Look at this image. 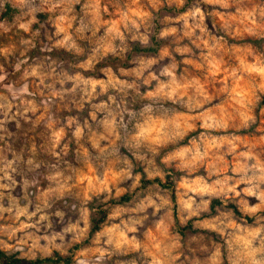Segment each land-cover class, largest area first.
Wrapping results in <instances>:
<instances>
[{
    "label": "rangeland",
    "instance_id": "374dc122",
    "mask_svg": "<svg viewBox=\"0 0 264 264\" xmlns=\"http://www.w3.org/2000/svg\"><path fill=\"white\" fill-rule=\"evenodd\" d=\"M130 8L147 14L135 26L118 25L119 34L110 32L118 13ZM253 9L255 23H250L243 13ZM262 13L264 0H0V250L22 259L0 264H56L50 257H61V264H151L142 246L120 243L118 236L122 220L147 215L144 223L151 224L169 212L165 205L153 216V207L144 208L149 198L157 204L170 202L168 222L181 245L183 264H203L216 249L226 258L232 254L227 243L231 236L222 235L232 232L224 228L229 220L241 224L245 233L264 230V211H247L262 203L259 193L264 191L259 180L247 182L260 176L253 165L264 164ZM62 15L72 24L70 48L58 43L63 39L58 30ZM217 43L223 47L213 51ZM108 45L112 50L100 66L120 83L108 85L90 102L84 89L91 86L68 92L69 78L83 72L79 63ZM137 46L156 51H136ZM216 60L223 61L218 68ZM32 72L37 75H28ZM83 75L108 79L98 68ZM238 80L245 83L247 95L246 106L236 111L231 105ZM25 84L32 95L14 99L12 93H21ZM57 92L63 93L59 99L41 103ZM102 101L113 111L125 110L129 128L149 117V123L158 121L162 143L150 141L139 149L122 146L118 167L127 168L130 178L121 176L109 199L94 195L85 202L75 187L83 157L73 132L86 121L85 139L103 131L99 121L112 116ZM69 120L71 127L66 126ZM53 129L64 132L59 147ZM206 150L207 156L195 158ZM135 152L147 153V159L132 158ZM126 157L130 165L123 162ZM244 164L249 170L237 171ZM157 172L164 174V181L149 178ZM237 182L239 195L226 191ZM211 185L216 192L189 188ZM42 189L58 191L47 198L40 195ZM182 200L191 203L186 206ZM95 218L101 222L94 232ZM137 228L128 238L143 245L145 228ZM260 246L255 239L253 247ZM232 258L246 264L234 254Z\"/></svg>",
    "mask_w": 264,
    "mask_h": 264
},
{
    "label": "clouds",
    "instance_id": "9594fccd",
    "mask_svg": "<svg viewBox=\"0 0 264 264\" xmlns=\"http://www.w3.org/2000/svg\"><path fill=\"white\" fill-rule=\"evenodd\" d=\"M58 5H54L53 7H57ZM227 8L228 5L225 3L222 5ZM199 12V10H197ZM255 13L256 10L248 11L243 13L245 19L250 23H255ZM147 13L141 12L138 8H130L126 12L118 13L119 19L113 21L110 32H116L119 34L120 29L118 25H122L125 28L131 24L133 26L136 25L137 19L146 15ZM264 14V13H262ZM217 16L220 17L221 20H225V15L217 12ZM228 19H235V17H228ZM60 25L58 30L63 34V39L58 41L65 45L66 47H72L73 35L69 31L72 27L71 21L66 19V16L62 15L59 17ZM79 31V30H77ZM223 45L217 43L214 46L213 51H219ZM111 45L101 46L96 48L93 53L88 56L86 59H83L78 67L83 70V72L76 73L73 77L69 78V83L71 87L67 90L68 92H75L80 85L91 86L90 89H84L89 102L91 99L96 98L99 99V95L104 93L108 85L115 86L119 84L120 81L114 77L111 73L110 69H106L103 66H100L101 60L111 51ZM257 63L260 61L257 60ZM223 63L222 60H216L214 67H219ZM241 63H245V61H241ZM98 68L101 76H107L108 79H98L92 76L85 77L83 73L94 72ZM28 75H37L35 72L28 73ZM235 75V74H233ZM3 79V77H0ZM43 84V80L40 81ZM163 85L157 91L160 92L163 90ZM100 89V93L96 92V89ZM245 83L242 80H238L237 88H234L233 91L235 95L233 96L234 103L231 105L234 110L239 111V108H244L245 105V97L247 93L245 92ZM11 91V89H9ZM14 99H20L21 96L28 95L31 96L32 92L29 91V85L25 84L21 93H12ZM63 93L57 92L54 93L53 96L49 97L46 100H43L41 103L44 105L50 104L54 99H59ZM156 93L149 92L148 96H154ZM102 106L108 110L110 116H112L111 120H101L100 124L103 125V131L96 133L92 132L91 136H88L85 139L86 133L84 131L85 127H88V122L86 121L85 126L81 127L77 125L75 131L73 132V136L78 138L80 143V149L82 151V161L81 168L79 173L77 174L75 187L82 194L85 202H89L92 199V196L96 195L98 197H103L104 200L110 198L112 189L116 187L119 178L123 175H129V170L127 168H119V164L121 163L120 158V148L132 146L139 149L142 145H145L147 142H155L162 143L158 138L163 135L162 129L159 127L158 121H152L149 123L151 118L145 120L144 123H133L129 128L124 119L126 113L125 110L113 111L110 109L109 105L105 102H101ZM239 106V108L237 107ZM119 108V105H117ZM34 110H37L34 108ZM43 115V114H42ZM96 115L95 113H91L90 116ZM130 115V114H129ZM119 116V119H117ZM51 119V117H49ZM73 121L69 120L67 123V127H71ZM225 124H222L221 127H225ZM91 131V129H90ZM64 136V132L59 129H53V137L55 141V146L59 147L61 142V137ZM154 151V150H153ZM59 155V152H57ZM208 151L206 150L203 155L197 153L195 158L202 159L203 156H207ZM132 158L139 159H147V153L140 155L139 152H135L131 154ZM168 157H162V161H167ZM125 164L130 165V159L127 157L123 161ZM255 169L260 172V176L252 177L247 182L251 183L252 179H257L261 183H264V164H261L259 161L256 165H253ZM248 166L246 164L239 165L237 167V171L247 172ZM139 176V174H138ZM157 177L160 178L161 181H164L165 176L161 172H157L154 174H150L149 178L155 180ZM58 176L54 177V179L58 180ZM199 184V182H197ZM233 185L232 187L226 188L227 192H233L236 195H239V192L236 191L238 186ZM256 188H259V185H255ZM190 190L193 192H201V193H214L216 192L215 185L211 186H203V187H195L192 188L189 186ZM40 195L43 197L50 198L51 195H54L58 189H42L39 190ZM249 193H253L252 189H247ZM109 193V196H104V193ZM259 199L262 201L261 204L256 205L255 207L247 208L249 213L255 214L258 211H264V191L259 193ZM184 205H190L191 200L181 201ZM165 205L169 206V212L161 219L154 221L151 224H145L144 222L149 219L147 215L140 217L137 220H133L131 222L121 221L124 225L123 230L118 231V236L120 238V243L132 244L135 248H140L141 246L145 249V252L148 256L151 257V264H183L181 261V257L183 253L179 250L181 245L177 242L176 237L173 235V225L169 221L171 217V204L169 201H164L163 203L157 204L156 201L151 200L149 198L148 203L144 205V208L153 207L154 211L152 213L153 216L157 215L160 209L164 208ZM141 209V211L144 210ZM23 214V213H22ZM44 216H41V219H44ZM246 222V221H245ZM137 225L145 228L146 242L143 245L136 244L134 239L129 240L128 233H134L138 231ZM119 228V226H117ZM225 230L231 229V233L222 232V235H230L231 239L227 241L229 244L230 254L227 258L224 255V252L221 249H216L209 261L203 262V264H225V260L227 259L228 264H238V260H234L232 255L239 257L240 259H244L246 264H264V259H257V255H264V230L256 229L253 232L245 233V230L242 228L241 224L236 223L234 220H229L227 224L224 226ZM259 238L261 241V246L259 248L253 247V241ZM239 247L240 251H235V249ZM96 251H100L97 249ZM103 255V253H101ZM187 260V257H184ZM84 264H89V262L85 261ZM200 264V262H197Z\"/></svg>",
    "mask_w": 264,
    "mask_h": 264
},
{
    "label": "trees",
    "instance_id": "16d2710c",
    "mask_svg": "<svg viewBox=\"0 0 264 264\" xmlns=\"http://www.w3.org/2000/svg\"><path fill=\"white\" fill-rule=\"evenodd\" d=\"M260 41H261L260 39H256L253 42L259 43ZM136 51H153L154 52V51H156V49H154L153 47H140V46H137L136 47ZM232 208H233V211L236 214H238V215L242 214L235 206H232ZM101 216H102V219H103L105 217V213H103V215H101ZM99 220H97L96 218L93 220L94 226H93L92 231L95 232L100 227V222L101 221H99ZM47 260L55 262L56 264H61V261L64 260V259H61V257L59 259H54V258L50 257ZM0 261H4L6 263H17V262L22 261V259H17L14 256H9L5 252L0 250ZM36 262H41V261H36Z\"/></svg>",
    "mask_w": 264,
    "mask_h": 264
}]
</instances>
